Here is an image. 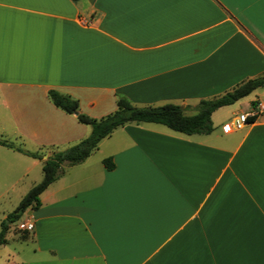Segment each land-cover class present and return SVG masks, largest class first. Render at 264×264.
I'll use <instances>...</instances> for the list:
<instances>
[{
	"label": "crops",
	"instance_id": "crops-1",
	"mask_svg": "<svg viewBox=\"0 0 264 264\" xmlns=\"http://www.w3.org/2000/svg\"><path fill=\"white\" fill-rule=\"evenodd\" d=\"M263 74L264 0H0V137L30 152L91 133L50 90L102 119L118 96L193 108ZM243 114L257 119L231 129ZM212 122L209 135L115 130L23 215L35 226L10 238L13 264H264V88ZM42 168L0 146V202L20 203Z\"/></svg>",
	"mask_w": 264,
	"mask_h": 264
},
{
	"label": "trees",
	"instance_id": "trees-1",
	"mask_svg": "<svg viewBox=\"0 0 264 264\" xmlns=\"http://www.w3.org/2000/svg\"><path fill=\"white\" fill-rule=\"evenodd\" d=\"M261 88H264V74L238 84L219 97L202 100L193 108L175 104L160 107H137L127 98L118 96L116 111L102 119H93L80 113L77 100L58 91L50 90L48 96L53 105L69 115H76L79 123L91 128V133L86 139L65 150L48 147L38 152L27 151L22 146L0 138V146L43 162L42 181L24 196L14 212L7 216L6 222L2 223L0 245L6 244V235L12 223L19 221L28 210L35 211L41 205V194L63 174L65 166L83 163L98 148L101 141L118 128L128 124L149 123L160 124L174 132L188 136L209 135L214 130L212 122L214 112L236 104ZM252 105L255 108L257 103L254 102ZM191 109L195 110L196 114L189 116L186 112ZM256 119V116L249 118L248 123H254ZM45 155L48 157L44 160ZM103 165L108 170H113L115 167L112 159H105Z\"/></svg>",
	"mask_w": 264,
	"mask_h": 264
},
{
	"label": "rangeland",
	"instance_id": "rangeland-1",
	"mask_svg": "<svg viewBox=\"0 0 264 264\" xmlns=\"http://www.w3.org/2000/svg\"><path fill=\"white\" fill-rule=\"evenodd\" d=\"M1 138V137H0ZM6 140H11V142L15 143L14 139H9L5 137ZM2 138V139H5ZM19 201L18 199H15V196L10 198L9 200H5L0 202V232L2 229V223L6 222V218L3 219V213H9V212H14V210L17 208ZM23 220L20 219L19 221H16L12 223L9 226V242L7 245H0V264H13L15 256L18 255V252L20 251V244H18L15 240L13 239H20V240H26L27 239V234L24 231H21L18 227L20 223ZM11 238V239H10Z\"/></svg>",
	"mask_w": 264,
	"mask_h": 264
},
{
	"label": "built area",
	"instance_id": "built-area-1",
	"mask_svg": "<svg viewBox=\"0 0 264 264\" xmlns=\"http://www.w3.org/2000/svg\"><path fill=\"white\" fill-rule=\"evenodd\" d=\"M251 118V115L250 114H243V115H240L239 117H237L235 119L234 122H232L230 124V128L231 129H235V130H240L242 129L245 125L248 124V119ZM34 222L31 218H28L26 220H23L20 225H19V229L21 231H24V232H32L34 230Z\"/></svg>",
	"mask_w": 264,
	"mask_h": 264
},
{
	"label": "water",
	"instance_id": "water-1",
	"mask_svg": "<svg viewBox=\"0 0 264 264\" xmlns=\"http://www.w3.org/2000/svg\"><path fill=\"white\" fill-rule=\"evenodd\" d=\"M45 157V159H47V156H44Z\"/></svg>",
	"mask_w": 264,
	"mask_h": 264
}]
</instances>
